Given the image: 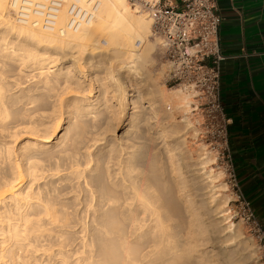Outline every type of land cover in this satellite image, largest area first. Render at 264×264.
I'll return each mask as SVG.
<instances>
[{"label": "bare ground", "instance_id": "bare-ground-1", "mask_svg": "<svg viewBox=\"0 0 264 264\" xmlns=\"http://www.w3.org/2000/svg\"><path fill=\"white\" fill-rule=\"evenodd\" d=\"M21 3L33 12L31 0ZM83 3L88 19L76 32L55 28L60 36L40 21H12L0 0V241L8 244L0 264H34L43 242L55 247V264H258L242 226L225 221L227 185L209 166L214 157H190L180 131L195 110H187L190 94L161 87L150 68L147 17L126 0ZM58 18H67L65 7L52 25ZM95 32L118 45L103 52L93 39L86 54L115 63L87 94L50 50L67 53ZM61 77L79 94L62 98ZM171 103L186 109L181 120ZM74 226L87 234L70 247Z\"/></svg>", "mask_w": 264, "mask_h": 264}, {"label": "built area", "instance_id": "built-area-1", "mask_svg": "<svg viewBox=\"0 0 264 264\" xmlns=\"http://www.w3.org/2000/svg\"><path fill=\"white\" fill-rule=\"evenodd\" d=\"M129 7L150 20V37L157 40V60L167 65L165 82L179 86L197 101L207 128L212 149L217 152L227 182L235 195L232 212L249 225L264 253V229L250 202L239 189L228 147L230 118L220 98L219 43L222 16L215 0H127ZM64 0H48L34 5L33 13L45 28L53 27L54 18ZM36 7V8H35ZM67 27L76 29L88 13L79 0H69ZM38 13V14H36ZM25 15V14H23ZM38 21V20H34Z\"/></svg>", "mask_w": 264, "mask_h": 264}, {"label": "crops", "instance_id": "crops-1", "mask_svg": "<svg viewBox=\"0 0 264 264\" xmlns=\"http://www.w3.org/2000/svg\"><path fill=\"white\" fill-rule=\"evenodd\" d=\"M220 98L239 189L264 229V0H215Z\"/></svg>", "mask_w": 264, "mask_h": 264}, {"label": "rangeland", "instance_id": "rangeland-1", "mask_svg": "<svg viewBox=\"0 0 264 264\" xmlns=\"http://www.w3.org/2000/svg\"><path fill=\"white\" fill-rule=\"evenodd\" d=\"M127 1V0H126ZM48 0H31V3L34 5L37 3L40 4H46ZM69 0H66L64 4L60 7L66 8L67 18L64 20H60L58 18V21L55 20V25H53L52 28H45L41 27L40 29L44 33H50V34H58L60 36H63V34H60L55 28L64 26L63 29L70 30L73 32L77 31L73 28L67 27V21H68V12H67V6H68ZM79 4L82 6V9L85 10V6L83 5V0H79ZM128 4V2H127ZM8 5V12L9 17L12 21L16 22L17 24L27 25V22L38 20L42 23L41 17L38 15H35L32 11L25 12L23 9H21V0H17L14 4L12 3V0H7ZM129 6V4H128ZM34 6H31V8ZM132 10V9H131ZM133 11V10H132ZM135 12V11H133ZM136 13V12H135ZM25 14V15H23ZM88 19V13H86V16L84 19L81 20V22L86 21ZM148 19V18H147ZM149 21V27H150V20ZM43 26V25H42ZM99 39L98 45L102 48L103 52H109V48L112 46H117L116 40L110 38V36L103 34L102 32H95L93 37L89 39H83L82 41H75L70 50L67 53H64L62 51H56L52 52L53 50H50V53L52 54V63L60 64V65H70L71 66V72L77 73L82 79L84 80L85 84L87 85L86 93H93V77L94 75H105L107 73V69L111 64H114V58L107 54L106 56H100L99 53L95 54H86L89 52V49L91 48L92 44H94L95 40ZM153 43L152 50L150 52L151 59H150V68L151 70L158 76V82L161 87H173V88H180L179 86H172L165 82V72L167 65L162 62H158L157 60V40L150 37ZM81 42V43H80ZM79 46H83L84 50L79 49ZM140 42L138 40L135 41V47H139ZM89 48V49H88ZM81 50V51H80ZM72 51V52H71ZM140 70H138L139 72ZM139 75V74H138ZM168 91V90H166ZM57 92L60 93V96L62 98H65L67 96H71L74 94H79V92L76 91L72 86L66 87L64 79L58 78L57 79ZM191 100V107L187 110L189 111L192 108H195V110H192L191 112H188L192 116V121L188 125H185L183 123L181 125V132L183 133V136L186 139V143L190 150V157L194 161H198L200 157L205 156L206 154H211L214 157L213 164L209 165L215 169V171L220 170L221 175L218 178L219 182L225 183L227 185V191L223 190V188H220V191L222 193H226L228 195V202L226 203V206L228 208L225 215L228 216V218L225 221H233L235 223H239L242 226L243 235L249 239V241L252 243V246L254 247V258H252V263H258V264H264V253L262 248L260 247L257 240L253 237L249 225L245 220H242L239 215H235L232 212V208L235 206V195L233 193V190L230 188V185L227 182L225 170L223 168V165L220 162V158L217 156V152L212 149V146L210 144V139L208 135L207 128H203V116L201 107H197V101H195L192 97H190ZM185 110L183 107H180L178 109H175L173 107V104L171 103L170 111L175 118V120H181L183 118V115L185 113ZM192 113H195V116L192 115ZM200 146V147H199ZM205 168H209L205 165ZM71 230L76 231L75 235L77 236V239L74 240V242H71L70 247H75L77 241L84 240L85 235L87 234V231L81 230L79 231L78 226H74L71 228ZM79 231V232H78ZM0 234V239H1ZM45 242H43L40 246L36 247V250H34L35 258L33 260L34 264H55L57 261V256L53 255L54 252V246H50L48 244L43 245ZM8 244L7 242H1L0 241V249L6 247ZM68 247V246H67ZM6 261V264L9 263V260L7 258H3L2 261ZM72 264H81V261L76 260Z\"/></svg>", "mask_w": 264, "mask_h": 264}]
</instances>
